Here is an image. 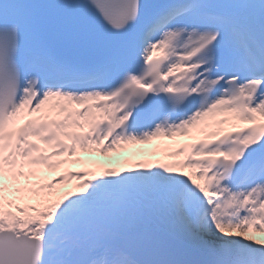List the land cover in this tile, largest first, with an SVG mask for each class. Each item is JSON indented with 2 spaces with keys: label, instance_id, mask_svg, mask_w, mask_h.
Listing matches in <instances>:
<instances>
[{
  "label": "snow or ice",
  "instance_id": "1",
  "mask_svg": "<svg viewBox=\"0 0 264 264\" xmlns=\"http://www.w3.org/2000/svg\"><path fill=\"white\" fill-rule=\"evenodd\" d=\"M192 131L167 153L183 160L31 180L77 149ZM72 178L82 193L56 197ZM249 231L264 233V0H0V264H264Z\"/></svg>",
  "mask_w": 264,
  "mask_h": 264
},
{
  "label": "bare ground",
  "instance_id": "2",
  "mask_svg": "<svg viewBox=\"0 0 264 264\" xmlns=\"http://www.w3.org/2000/svg\"><path fill=\"white\" fill-rule=\"evenodd\" d=\"M224 129H232L230 125H224L223 126ZM158 142H161V145L166 148L168 146L169 143L166 142H162L161 140H158ZM135 146H137V151L140 153H145V154H152L155 152L157 145L156 142L154 143H148V144H129V145H123L120 148L117 149L118 152H108L107 154H101L99 152H91V153H86L87 156H89L88 158H86V164H88L89 166H94V169L99 168L101 169L102 166L97 165L98 161L97 159L99 157H103V156H107L108 154H113L114 156H120V155H125L128 151V147L131 148H135ZM171 157V156H170ZM151 160H154V158H151ZM103 163L105 162L104 159H102ZM150 160L148 161L147 164H149ZM104 165V164H103ZM48 168L44 167V166H40V168L38 169V173H37V178L39 182H45L48 183L49 182V177H48ZM27 171V170H25ZM102 175V174H101ZM96 176V177H100ZM21 183H25V181H21ZM68 193V192H67ZM65 193L61 194L60 196L64 195ZM254 233H247V235L251 236L254 240H264V233H260V232H256L253 231Z\"/></svg>",
  "mask_w": 264,
  "mask_h": 264
},
{
  "label": "rangeland",
  "instance_id": "3",
  "mask_svg": "<svg viewBox=\"0 0 264 264\" xmlns=\"http://www.w3.org/2000/svg\"><path fill=\"white\" fill-rule=\"evenodd\" d=\"M134 152V150L132 149L131 150V152H129V155H132V153ZM167 153L168 152H161V153H158V154H156L155 155V158L156 159H158V157H159V155L161 156V157H163V159H164V163H171V162H173L171 159H169V158H167ZM109 157V159H107V164L110 166V165H112V164H116L117 166L119 165V164H121L123 161H125L128 157H126V156H120L119 158H117V159H113V157L112 156H108ZM112 157V158H111ZM140 157V156H139ZM105 158V157H104ZM137 158H138V156H137ZM136 158V156H132V159H134V160H138ZM148 158H150L149 156H143L142 157V161L144 162V164H146L147 163V160H148ZM145 159V160H144ZM99 160H101L100 158H99ZM133 167V165L131 164V163H125V165L124 166H122V168H123V170H125V169H127V168H132ZM50 174H51V172H50ZM55 174V172H53V174L51 175V176H53ZM32 180V182L33 183H35L36 182V180H37V178H32L31 179ZM51 180H52V178H51ZM68 188H71V187H68ZM73 189H72V191H74V192H77V193H82V189H80V188H74V187H72ZM71 190V189H70ZM53 193H54V187H53V189L51 190ZM55 194V193H54ZM56 196V195H55ZM31 202H35V201H31ZM261 242H264V240H261Z\"/></svg>",
  "mask_w": 264,
  "mask_h": 264
}]
</instances>
